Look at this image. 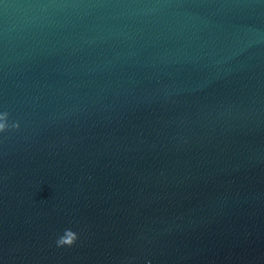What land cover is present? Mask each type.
<instances>
[{"label":"water","instance_id":"95a60500","mask_svg":"<svg viewBox=\"0 0 264 264\" xmlns=\"http://www.w3.org/2000/svg\"><path fill=\"white\" fill-rule=\"evenodd\" d=\"M5 111L0 264H264V0H0Z\"/></svg>","mask_w":264,"mask_h":264},{"label":"clouds","instance_id":"9594fccd","mask_svg":"<svg viewBox=\"0 0 264 264\" xmlns=\"http://www.w3.org/2000/svg\"><path fill=\"white\" fill-rule=\"evenodd\" d=\"M20 125L18 122L9 123V113L0 112V133L7 132L10 129H19ZM78 233L71 230L70 228L65 229L63 234L60 235L55 243L58 248L72 247L78 241Z\"/></svg>","mask_w":264,"mask_h":264}]
</instances>
